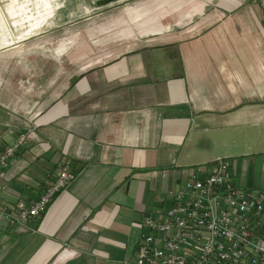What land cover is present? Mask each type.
<instances>
[{"label":"crops","instance_id":"0c3cea01","mask_svg":"<svg viewBox=\"0 0 264 264\" xmlns=\"http://www.w3.org/2000/svg\"><path fill=\"white\" fill-rule=\"evenodd\" d=\"M210 1L176 0L173 28L110 18L121 44L102 58L25 84L0 74V147L26 131L0 202L34 199L63 163L73 172L41 215L0 218V264H135L142 217L216 156L235 184L264 188L262 4Z\"/></svg>","mask_w":264,"mask_h":264},{"label":"built area","instance_id":"2783aa9c","mask_svg":"<svg viewBox=\"0 0 264 264\" xmlns=\"http://www.w3.org/2000/svg\"><path fill=\"white\" fill-rule=\"evenodd\" d=\"M26 131L0 147V167L23 144ZM231 159L216 156L197 164L157 213L142 217L135 264H264V188L232 181ZM30 201L0 202V218L21 223L41 215L53 194L73 177L66 164ZM1 172V171H0Z\"/></svg>","mask_w":264,"mask_h":264},{"label":"rangeland","instance_id":"374dc122","mask_svg":"<svg viewBox=\"0 0 264 264\" xmlns=\"http://www.w3.org/2000/svg\"><path fill=\"white\" fill-rule=\"evenodd\" d=\"M256 1L262 4L264 24V0ZM215 3L211 0L209 7ZM178 5L176 0H0V74L24 72L16 80L25 84V78L36 79L35 71L66 69L83 58H102L104 50L121 44L114 37L121 26L106 25L110 18L124 15L132 29L149 18L151 27L173 28ZM9 36L13 39L7 40Z\"/></svg>","mask_w":264,"mask_h":264}]
</instances>
